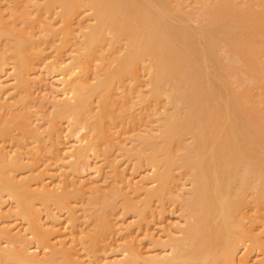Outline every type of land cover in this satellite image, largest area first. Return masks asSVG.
Wrapping results in <instances>:
<instances>
[{"label": "bare ground", "instance_id": "1", "mask_svg": "<svg viewBox=\"0 0 264 264\" xmlns=\"http://www.w3.org/2000/svg\"><path fill=\"white\" fill-rule=\"evenodd\" d=\"M1 2L3 1L0 0V39L5 38L6 40H4L8 45L6 44L7 46H5V42L0 40V43L5 46L3 47L0 44L2 48V51H0V67L10 65L9 61H12L15 72L11 78L15 80L16 84L11 86V90L15 89V91L21 87H23V90H27L26 87H31L30 84L34 80L31 73L34 72L36 67L38 68L36 65L39 64L40 66L42 61L44 62L42 64L44 65L43 70L51 74L56 73L58 84L56 86L53 85L57 87L54 89L56 95L53 100L54 102L57 101L53 106L54 109L51 115L48 114L50 117L47 118V120L49 119V130L46 128L48 130L47 135L56 130L57 123L59 124L60 120L69 121L71 126L68 125V129L70 127L71 129L68 135L71 136L70 139L74 138L75 143L78 145H75L76 148L73 150L75 143L73 142V147L71 145L72 142H68L70 143L68 145L73 147V151L67 146L61 148V151L65 150V157L67 159L72 158L70 159L71 162L74 161L76 163V165L75 163L73 165L70 163V167L68 166L69 170L74 165H78L77 168H80L78 170L71 169V176L66 173L64 179H60L62 181L58 179V176L53 175L54 181H52L53 186H51L52 182L44 183L46 168L50 170L51 166L49 167L47 164L48 166L45 167L44 173L33 172V168H31L33 173H29L31 178L26 179V175H22L24 179H22L23 177L20 179L17 171H23L21 169L27 168V165L31 163H28V159L26 160L27 163H25L23 159L26 158L22 157V155L20 156L16 153L15 156H13V153L11 155L10 152L12 151L9 152L8 149L10 147L8 145V149L2 148L3 150H0V203L3 202L2 199L5 196L4 200L7 199V196L8 200L12 198L17 203V205L15 203V206L20 209V218L25 217L26 221L27 218L29 220L30 230L32 231L28 230L33 234L32 238L36 239L35 242L38 241L39 243L37 244V249L41 247L42 249L50 250L44 255L41 254V258L39 253V255L36 254V251L30 252L31 249L28 244L31 240L29 239L28 247L25 245L26 241H24V244L20 243L21 246H24L23 248L19 246L20 248L13 247L16 248L13 249L8 244L9 250L4 249L1 246L3 243L1 244L0 241V264L12 261L17 262V264H68L71 261L69 264H80L81 258L80 262L78 257L75 259V248L68 247L67 244L63 245L64 248H59L58 243L56 245L53 244L54 238L52 239V236L64 234L62 233V228L56 225L45 228L43 226L44 223L41 225L39 223L41 220L38 221L37 212L40 209H36L38 205L35 203L40 199L43 202L46 201L48 204H45L49 205L51 201V203L58 204V206H67L66 209L69 210L68 198L71 196L74 198L78 197L79 195L74 196V194H79V192L84 194L85 191L80 189V191L77 189V192L76 189L68 191L72 187V184L69 183L71 182L69 177L72 178L74 176L73 173H77L76 171L80 170L79 172H81L82 164H80V160L84 159V163L86 160L89 163L88 159L91 158L92 154L96 158H105V160L109 158L110 154L108 156L107 154L111 151L110 144L114 143L115 140H120L117 138L119 137L117 135L118 132L116 134L113 131L110 132L112 130L110 128L111 124L116 121H112L114 120V115L119 117L118 115L121 114L123 119L128 117L129 114L131 117V113L128 115L126 113L132 107L137 108V110L133 108L134 110H131L132 113L134 111L139 113V110L144 111L146 118H148L147 115L150 113L152 115L157 114V118L151 114L149 115L152 118L154 117L153 120L156 118L157 129L154 131L146 126L145 132L142 133L143 135L136 139L137 144L135 143V145L123 150L126 151V155L131 159L141 160L139 161L140 163L137 162L138 164L142 166L146 164L153 169H150L153 173H149V176L146 175V178L139 185H129V187H132L131 190L130 188L128 189L129 191H134L138 195L139 193L145 195H139L140 197H145L143 199L144 202L142 201L141 205H132L133 202L129 201L130 203H127V205H130L125 208L135 211L137 217L139 216L141 219L144 217L148 219L149 216L147 217V214H151L154 211L152 205H155L153 204L155 198L157 199L155 202L161 203L157 202L159 207H161L162 203H165L166 199H170L173 203H180L183 213L181 217L183 216L182 218L185 219V222H183L185 225H181L178 230L175 229L177 234L181 233L182 235L177 236L176 232L174 236L167 235L170 236L168 238L169 241H160L163 237L159 240L154 239L157 236L153 238L151 233L147 234L150 231L146 229V237L148 236L152 241L151 245H149L150 248L152 243H154L162 251L155 252L156 248H153L154 252L146 253L145 258L142 257L144 255L138 252L140 254H138L139 257L142 255L140 258H143L141 262H139L140 260H135L132 256L129 257V259H132H130L131 262L126 263L129 259L123 255L124 259L125 257L127 259H123L125 263L238 264V259H240L238 255L241 254L240 250L244 246V248L248 247L246 255H248L249 249H261V254L264 257V0L261 2L259 9H254V5V8L250 6L246 8L244 5L247 1L243 5L245 8H242L243 6L234 0H37L35 3H32L33 1L31 3L28 2L29 4L27 5H25L27 3L25 2V6L21 8L18 15L13 17L14 20L9 18L10 22H8V19L4 20L7 16L3 15L6 14L5 12L10 6L8 4H11L10 0L9 2L7 1V6L4 5L6 0L2 3L5 9L8 7L6 10L1 5ZM11 2L13 3V1ZM194 3L197 4L196 7H194ZM12 8L14 10L13 6ZM3 9L5 12H3ZM14 13L16 14V12ZM14 13H11L12 16ZM8 16L10 17V14ZM52 19H55L57 24H59L54 25L51 22ZM33 20L38 25L30 22ZM11 21L13 22L12 24H15L6 25V22L11 23ZM18 21L20 23L24 22L22 24L24 27L26 26L25 30L27 32L19 30L21 27L19 25L21 24L18 25ZM29 24L32 30H27ZM39 24L46 28L44 30L42 26V29L37 30L39 33L37 37L35 35L37 32L35 33L34 30L37 28L35 26H39ZM41 25L39 26L40 28ZM14 26L18 30L12 29ZM59 26H61L60 29H58ZM24 27L21 28L24 29ZM40 30L42 33L47 31V34L45 33L48 35L45 37L47 42L43 38L45 36L44 33L41 35ZM29 31L34 32L33 36L37 37H34L35 39L32 42L33 36L30 35L31 32ZM28 32L30 33L28 35L32 38L25 34ZM26 36L29 38L27 39ZM39 36L41 39L43 38L42 43L49 45L50 42L49 46L52 49V52H49L50 54L48 53L47 55V51L44 52V48L37 45L40 43L38 40ZM50 38H52L51 41L49 40ZM53 38H57L58 43ZM53 42H56V44L53 45ZM53 46L54 48H52ZM28 51L32 53H28ZM43 52L46 53V57L42 55ZM65 54L68 55H66L67 58ZM42 56H44L43 59L41 58ZM40 60L41 62L39 63ZM1 70L3 71V69ZM35 72L38 73L37 71ZM51 76L49 75V78ZM3 85L0 88V103L4 109L6 107L10 111V107H7L10 103L7 105L9 98L7 99L6 94L11 90ZM122 88L124 97H121V90H119L121 94L119 91L117 92V89ZM17 92L16 94H19V90ZM135 92L136 94H134ZM118 93L120 96H118ZM114 96L121 97V99L113 101ZM30 98H32V95ZM22 100L24 99L21 98L19 101ZM3 101L5 102L3 103ZM119 101L131 102V104L126 102L128 108H120L122 110L128 109L124 116H122L124 111L119 113L120 111H117L119 108L116 110L120 103ZM8 102L10 101L8 100ZM27 102L23 101L20 103L24 105ZM114 102H119L116 104L117 107L113 105ZM122 104L123 106L125 105L123 102ZM128 104L131 106H128ZM25 108H28V106ZM25 108L23 109L24 113L23 110H18V113L15 112L16 115H8L9 117H6L8 118L7 120L2 115L4 122L0 120V123L2 122V126L0 124V139L5 142L7 139L9 142L10 140L14 142V140H18L21 137L24 138V136L28 140L34 137L38 141L35 142L34 140L38 144L36 146L42 150L46 144L45 136L42 137L44 133L42 134L39 127L38 129L34 128L35 125L31 121V118H33L31 117V109L29 110L28 108L27 110ZM14 109H16V106L10 112L13 111L14 113ZM146 109L148 111L150 109V111L148 112ZM5 111L0 113L5 114ZM116 111L117 114H115ZM111 113H113V117H111ZM135 114L137 115V113ZM134 115L132 117H137ZM121 117L119 118L121 119ZM110 122L112 123L110 124ZM107 125H110V127H107ZM57 128L59 129L58 126ZM68 129L66 132L69 131ZM38 130L40 131L39 133ZM40 133L44 142L39 135ZM113 133L115 135H112ZM61 134L63 133L61 132ZM65 136L67 138L66 134L63 137L61 136V138H65ZM53 137L55 136L52 135ZM23 138L19 139L22 145L21 141ZM23 142L25 141L23 140ZM0 143L3 144L4 142L0 141ZM48 143L50 144L51 142ZM53 143L55 144V141ZM101 143L107 145H105L106 148L102 146L104 150L101 149L102 147L100 148ZM2 144L1 146L3 147L5 143ZM125 144L120 142V146H127V143ZM24 145L27 146L26 144ZM6 149L7 151H5ZM17 149L24 151L25 147L21 149L20 146ZM35 149L38 148L35 147ZM35 149L33 148V151ZM46 150H49L47 145ZM33 151L30 150V152ZM37 153L40 154L39 151ZM34 158L32 159L34 160ZM37 158L39 159L40 157ZM66 158L64 159L66 160ZM70 160H66V162H70ZM48 161L50 160L48 159ZM87 163L83 166V170ZM114 165L116 164L114 163ZM117 165L119 164L117 163ZM35 166L38 165H34V168ZM101 167L102 165L100 166L99 164V170L97 168L96 171L99 172ZM29 172L31 171L29 170ZM50 172L51 178L53 173L51 174ZM150 174L152 175L150 176ZM175 174L178 178H176ZM180 177L187 179L188 185H184L182 180L180 182ZM95 180H97V177L89 180L90 183L89 181L87 183L82 181L83 183L82 185L80 184V187L86 185L85 189L88 190L90 185V190L92 191ZM59 181L62 184L64 183L66 187L71 184L70 188L68 189L67 187L68 190L64 191L59 190L61 189ZM77 182L78 180L74 181V184ZM79 183L81 182L79 181ZM78 184L75 185L79 186ZM117 184L119 185V183ZM100 188L99 190H101ZM105 188L107 189L108 187ZM119 191L121 192V190ZM101 196L93 197L96 201L101 202L102 208L115 206V200H112L109 205L104 202L106 200ZM133 200L135 201V199ZM90 204L92 205V203ZM163 206L165 205L163 204ZM71 207L72 205L70 210ZM1 208L3 207L0 204ZM158 208H156L155 213ZM181 208L179 209L180 211ZM61 210L63 211V208ZM70 210L69 212L72 213L70 215L73 219L76 218V210ZM2 211L4 210L2 209L0 213ZM14 212L16 211L14 210ZM53 212L55 213V211ZM102 215L103 213L99 215L100 221L98 222L103 221V224L100 223V228L97 227L100 235L103 230H115L117 228L115 226L116 222L114 223L112 219L110 222L107 218H105L107 219L105 221L104 218L102 219ZM0 216H3V214ZM150 217L152 216L150 215ZM53 219L54 221H52L55 222L56 219ZM75 223L77 222H74V225ZM1 225L0 236L4 234L8 239L14 237L11 236L12 232L8 225L6 226L7 228L3 229H1ZM123 230H126L125 232L129 234L131 228L124 227ZM74 231L76 232V230ZM81 232L83 233V231ZM81 232H79L80 235H82ZM115 232L114 234H116ZM131 232L129 235L133 239ZM106 233H108V230ZM16 235L18 234L16 233ZM129 235L127 236L128 238ZM23 236L26 237L27 235L23 234ZM92 236L91 238H93ZM94 238L96 239L97 236ZM8 239L7 242L10 243ZM129 243L132 246L133 242L129 241ZM124 245L126 244L124 243ZM127 245L126 247L129 246ZM90 247H93V244ZM10 248L13 250H10ZM125 248H122V251L125 252L124 254L127 253L128 256V253L132 250L127 252L126 250L124 251ZM124 261L121 262L124 263ZM262 264L264 263L262 262Z\"/></svg>", "mask_w": 264, "mask_h": 264}, {"label": "rangeland", "instance_id": "2", "mask_svg": "<svg viewBox=\"0 0 264 264\" xmlns=\"http://www.w3.org/2000/svg\"><path fill=\"white\" fill-rule=\"evenodd\" d=\"M3 2H1V5H3L2 3H4V0H2ZM7 1L9 2V0H6V2H5V6H7ZM11 1H13V3L11 2ZM17 1V2H16ZM24 1V3H22ZM33 1V2H32ZM32 1H30V0H21V1H18V0H10V3L11 4H8V6L10 5L11 6V8H12V6L14 7V10H12L11 8H10V6H9V8H8V10H7V12H5V10L7 9H5V6H4V9H3V12H5L6 14L8 13V14H10V17L8 16V14L6 15V14H3V15H5V16H7L6 18H4V20H7L8 19V22H10V19H12V20H14L13 19V17H15L16 15H18V12L21 10V8L22 7H24L25 5H27V4H29V3H35V1H37V0H32ZM187 1H189V0H187ZM236 3H239L241 6H243L244 4H245V2L247 1V3L244 5L246 8L247 7H253V5H254V9H259V7H261V2H263V0H234ZM260 1V2H259ZM14 2H15V5H14ZM18 2H20V3H18ZM25 2H27L26 4H25ZM29 2V3H28ZM259 2V3H258ZM7 3V4H6ZM185 3V2H184ZM188 3V2H187ZM13 4V5H12ZM25 4V5H24ZM195 4V3H194ZM17 5H19V6H17ZM20 5H21V7H20ZM185 5V4H184ZM196 5L197 4H195V6L194 7H196ZM260 5V6H259ZM2 6V7H3ZM185 6H187V5H185ZM242 7V8H245V7ZM16 7V8H15ZM188 7V6H187ZM190 7V6H189ZM19 9V10H18ZM196 9V8H195ZM198 10V9H197ZM9 11V12H8ZM11 11V12H10ZM195 11V10H194ZM14 13V12H16V14L14 13V15L12 16V14L11 13ZM32 16H34V15H32ZM10 18V19H9ZM33 18H35V16L33 17ZM32 18V19H33ZM43 18H45L44 16H43ZM8 22H6V25H9V24H12L13 22L11 21V23H8ZM19 23H18V25L19 24H21V25H19V26H21L22 28L24 27L23 26V24L22 23H24V22H22V23H20V21H18ZM32 24H34L35 22H36V19H35V22H34V20L33 21H30ZM51 22H53L54 23V25L56 24V25H58L57 24V21L55 20V19H52V21ZM56 22V23H55ZM29 23V22H28ZM38 23V22H37ZM40 23V22H39ZM42 23V22H41ZM15 24V23H14ZM14 24H12V25H14ZM17 24V23H16ZM36 24V23H35ZM43 24V23H42ZM11 25V27H13ZM18 25H16V26H18ZM27 25V24H26ZM36 25H38V24H36ZM41 24H39V26H40ZM193 25H196V24H193ZM10 26V25H9ZM16 26H14V28H12V29H16V30H18L17 29V27ZM29 27H28V29L27 30H30L31 28H30V24L28 25ZM39 26H35V27H37V28H35V33L37 32V30H39V29H42L43 27H44V30H45V26H43V25H41V28L39 27ZM43 26V27H42ZM16 27V28H15ZM20 27V28H21ZM26 27V26H25ZM24 27V29H20L19 28V30H25L26 28ZM32 27V26H31ZM56 27V26H55ZM60 27L61 26H59L58 27V29H60ZM33 28V27H32ZM57 28V27H56ZM11 29V28H10ZM11 29V30H12ZM34 29V28H33ZM32 30V29H31ZM26 31V30H25ZM27 32V31H26ZM29 32H31V31H29ZM25 33V34H30V33ZM34 32H31V36H33V34H35ZM40 33H41V35L44 33V40H45V37L46 36H48V35H46L47 34V31L45 32H43L42 33V31L40 30ZM46 33V34H45ZM35 35H37V37H38V35H39V33L37 32ZM35 35L33 36V38L32 37H30L29 35V37L30 38H32L31 39V42H32V40L33 39H35V38H37V37H35ZM40 35V36H41ZM28 36H26V38L28 39L29 37ZM39 36V38H38V40H39V42L40 43H38L37 45H40V47H43L44 48V52L45 51H47L46 53H47V55H48V53L49 52H52V49H51V46H49L50 45V42H49V45L47 44H44V43H42V39H41V37ZM35 37V38H34ZM5 39V38H4ZM4 39H0L1 40V42L3 41V42H5V46H7L8 44L6 43V39L4 40ZM40 39H41V41H40ZM47 39V38H46ZM53 39H55V38H53ZM57 39V38H56ZM55 39V40H56ZM50 41L52 40V38H50L49 39ZM48 40V41H49ZM37 41V40H36ZM57 41V43H58V40H56ZM45 42H47L46 40H45ZM54 44L53 45H55L56 44V42H53ZM1 44V46H3L2 45V43H0ZM7 44V45H6ZM43 45V46H42ZM51 45H52V43H51ZM1 46H0V51H2V48H1ZM5 46H3V47H5ZM39 47V48H40ZM47 49H46V48ZM50 48V49H49ZM52 48H54V46L52 47ZM49 49V50H48ZM43 52V54L42 55H45L46 53H44ZM28 53H32V52H29L28 51ZM66 53V52H65ZM50 54V53H49ZM29 55H31V54H29ZM67 54H65V57L67 58V56H66ZM43 57L44 56H42L41 58L43 59ZM45 57H46V55H45ZM41 59V60H42ZM41 60L39 61V63L41 62ZM10 63V65H5L4 67H0V81H1V83H3V84H5V85H3V84H1L0 83V88H2V86L1 85H3V86H7V87H9L10 89L9 90H11L12 89V87L11 86H13L14 84H16L14 81L15 80H13V78H11V77H13L12 76V74H14V67H13V64H12V61H9ZM44 62L42 61L41 63H40V66H39V64L38 65H36V66H38V68L36 67V69L34 70V72H32L31 74H33V75H35V76H37L36 78H35V76L33 77V75H32V78H34V80H33V83L32 84H30V86L31 87H26V89L27 90H29L28 92H27V90H23V87H21L20 89H22V90H20V89H18L19 90V94H16V93H18L17 91L18 90H16L15 91V89L14 90H11V91H8L7 92V94H6V97H7V99L10 101V102H8V100H7V107L9 108L10 107V111L12 110V108L14 107L15 108V106H16V109H14V113H13V111L12 112H10V111H8L7 110V108L5 107V109H6V111H5V109H4V107H3V105L1 104L0 105V112H4L5 111V114L3 113V114H1L0 113V120H3L4 118H5V120H7L8 118H6L8 115H16V113L15 112H17L18 113V110H23L26 106H28V108H29V110L31 109V117H33V118H31L32 120V122L34 123V128L35 129H38V127H39V130L42 132V134L44 133V135L42 136V137H44V140H45V150L44 149H42L43 151H44V153H43V151L42 150H40L41 148H39L38 146H36V144L37 143H35V142H38V141H36V139L34 138V137H32L33 139H31V138H29V140L27 139V138H25V136H24V138L23 137H21V138H23L22 139V143H23V145L19 142V139H21V138H17L18 140H14V142L13 141H11L10 140V142L9 141H7L6 140V142L5 141H3L2 139H0V141L1 142H4L5 143V145H6V147H5V145H3L2 143H0V150H3L4 148H13V147H15V148H11V150H10V148L8 149L9 150V152L10 151H12V152H10L11 153V155H12V153L14 154L13 156H15L16 154L17 155H22V157H24V158H26V159H23L24 160V162L25 163H27V159H28V163H31V164H26L28 167H29V169H28V167L27 168H24V169H21V170H23V171H17L16 173H17V175H19V177H20V179H21V177H23L22 179H24V176L26 175V179H28V178H31V174H33L32 173V170H31V168H33V172H43V171H45V167L46 166H48L49 165V167L51 166V168H52V170H51V168H50V170L48 169V168H46V171H47V173H46V171H45V174L46 175H44L45 177H44V183L46 184V183H50V182H52V181H54L53 180V177L54 176H58V179L60 180V179H64V176L66 175V173H69V176H71L70 175V173L72 172L71 171V169L72 170H74V169H79V168H77L78 167V165L77 166H75L76 165V163L74 162V161H72L71 162V160L70 159H72V158H69V159H67L65 156H66V154L64 153V152H66L65 150L62 152L61 151V148H64V146H67V148H70V150H72V148L75 146V145H78L77 143H75V139L74 138H72V139H70L71 138V136H69L68 135V133L70 132V129H71V127H70V129H68L69 128V126L68 125H70V122L68 123L66 120H60L59 122V124L57 123V126L59 127V129L57 128V126H56V130L54 131V132H52L51 134H48L47 135V131L49 130V123H48V121H49V119L47 120V118H49L50 116L48 115V114H50L51 115V113H52V111H53V109H54V104H55V102L57 101H55L54 102V100L53 99H55V95H56V92H54V89L55 88H57V87H54V86H56L58 83H57V75H56V73H48L46 70H43L44 69V65H42ZM1 69H3V71L1 70ZM35 71H37L38 73H36ZM40 72V73H39ZM49 74V75H52V76H54V77H50L49 78V75L47 74V73ZM35 73V74H34ZM54 74V75H53ZM44 76V77H43ZM45 76H47L46 78H45ZM59 77V76H58ZM44 78V79H43ZM54 78V79H53ZM57 78V79H56ZM42 79H43V81H42ZM48 79V80H47ZM49 79H50V81H49ZM9 80H10V82H9ZM13 80V81H12ZM45 80H46V82H45ZM53 80H55V81H53ZM9 83H8V82ZM42 81V82H41ZM5 82H7V83H5ZM14 82V83H13ZM41 82V83H40ZM53 82V83H52ZM52 83V84H51ZM38 84V85H37ZM10 85V86H9ZM54 85V86H53ZM130 85V84H129ZM39 87V88H38ZM29 88H31V89H29ZM53 88V89H52ZM58 88H59V86H58ZM25 89V88H24ZM38 89V90H37ZM48 90V91H47ZM119 90H121L122 91V96L121 97H124V91H123V88L122 89H117V92L119 91ZM13 91V92H12ZM117 92H115L116 94H117ZM9 93V94H8ZM11 93H12V95H11ZM39 93V94H38ZM114 93V94H115ZM119 93L121 94V92L119 91ZM119 93H118V96H120L119 95ZM134 94H136V92L134 93ZM17 95H19V96H17ZM28 95V96H27ZM32 95V98H30V96ZM40 95V96H39ZM13 96V97H12ZM53 96V97H52ZM118 96L117 97H115L114 96V100L113 101H115V100H117V99H121V97H119L118 98ZM25 97V98H24ZM34 97V98H33ZM51 97V98H50ZM24 99V100H22V101H19L20 99ZM27 98V99H26ZM113 98V97H112ZM116 98V99H115ZM19 99V100H18ZM60 99V98H59ZM119 99V100H120ZM124 98H122V100H123ZM14 100V101H13ZM19 102H18V101ZM36 100V101H35ZM17 101V102H16ZM27 102V101H29V102H27V103H29V104H27V103H25V104H27V105H22V103H20V102ZM51 101H53V102H51ZM113 101H112V103H113ZM124 101H125V99H124ZM124 101H119L118 103H116V102H114V104L113 105H116V104H118V107H117V105L115 106V107H117L116 108V110L119 108H126L127 107V103H129V104H131V102H124ZM5 101H3V103H4ZM49 102H50V104H49ZM122 102L123 103H125V107L123 106V104H122ZM13 103V104H12ZM15 103H17V104H15ZM53 103V104H52ZM20 104V105H19ZM128 104V106H131V105H129ZM259 104V103H258ZM11 105L13 106L12 108H11ZM260 106H261V104H260ZM3 107V108H2ZM115 107H113V108H115ZM19 108V109H18ZM28 108H25V109H27L28 110ZM122 108V109H123ZM128 108V107H127ZM134 107H132L131 108V110L133 109ZM136 108V107H135ZM134 108V109H135ZM117 110V111H120L119 113H121V111L123 112L122 114V116H124V113H126V110H128V109H126V110H122V109H120V110ZM129 109H130V107H129ZM133 109V110H134ZM115 110V109H114ZM130 110V111H131ZM132 110V111H133ZM136 110H137V108H136ZM147 111H148V109H146ZM151 110H153V109H151ZM20 111V112H21ZM33 111V112H32ZM117 111L115 112V114H117ZM129 110L127 111V115L129 114V113H131V115L133 116L135 113H137V117H130L129 115H128V117H124V119H123V117H121V114H119L118 116L119 117H121V119L119 118V117H116L117 115H114V120H112V121H115L116 122V124H114L115 122H113V124H111L112 122H110V124H111V127H110V125H107V127H110L112 130H110V132H115V134L117 133V135L120 137H117L118 139H120L119 141H117V140H115V142H116V144H114V143H112V144H110V150L112 151H109L108 152V154H107V156L109 155V158L108 159H106L105 160V158H96L93 154L91 155V158L90 159H88L89 161V163H87V160L85 161V163H87V164H89L88 166H90V160H91V168L90 167H88L87 166V164H86V166L84 167L85 169L83 170V166L85 165V163H84V159H82V160H80L81 161V163L80 164H82V166L79 164V166H81V168H82V170H81V172H79V171H76L77 173H73L74 174V176H73V174H72V178L71 177H69L70 178V181L71 182H69V183H71L72 184V187H71V189L70 190H68L69 188H70V186H71V184H68L69 185V187H68V189H67V187L64 185V183L62 184V182H60V181H62V180H60L58 183L60 184V186H61V189H59V190H61V191H64V190H68V191H74L75 189H76V192L80 189L81 191H84V194H82L81 192H79V194H74V196L75 195H79L78 197H73V196H71V197H69L68 198V200H69V205L71 206L72 205V207H71V210H70V206H69V210L70 211H74V209L76 210V212L77 211H79V212H75V214H77L76 216V218H74L73 219V217L70 215V214H72L71 212H69V210H67L66 209V207L67 206H58V204H55V203H51V201L49 202V205H46V204H48V203H46V201L45 202H43V200H40L39 199V201L38 202H36L35 204L36 205H38V207H36V209L38 210V209H40V210H38L37 212H38V216H39V220L38 221H40L41 220V222H39L41 225L43 224V226L45 227V228H48V227H52V226H54V225H56L57 227H60V228H62V233H64V234H62V235H58V236H56V235H54V236H52V239H53V244L54 245H56V243H58V245H59V248L60 247H62V248H64L63 247V245H66L67 244V246L68 247H73V248H75V254H76V256H75V259H77V257H78V260H79V262H80V258H81V262H80V264H126V263H129V262H131V260L129 259V257H132L133 256V258L136 260H140L139 262H141V260L143 259V258H145V255H146V253H149V252H151L152 253V251L156 248V250H154L155 252H160V251H162V249L161 248H159V246H156L154 243H152V247L150 248V246L149 245H151V239H149L148 238V236L146 237V235L147 234H149V233H151V235L153 236V238L155 237V236H157V237H155L154 239H156V240H159L161 237H163V238H161L162 240H160V241H169V237L170 236H174V233L176 232V234H177V231L175 230V229H179V228H181V225L182 226H184L185 224H183V222H185L184 220L185 219H183L182 217H181V214H183L182 213V208L180 207V203H173V201H171L170 199V201L169 200H165L164 202L165 203H162V205L164 204L165 206H163L162 207V205H160L161 207H159V205L157 204V202H155L157 199L155 198V200H153L154 202H153V204H155V205H152L153 206V208H154V211H150L151 212V214L149 213V214H147V217L149 216V218L147 219L146 217H144L143 219H141L139 216L137 217V213L135 212V211H133V210H130V209H126L125 207H128L129 205H127V203H132V205H141V203H143L144 201H143V199H145V197H140L141 195L142 196H145L144 194H141V193H139V195H138V193H136V192H134V191H129L128 189L130 188V190L132 189V187H129V185L130 184H132V185H139L140 183H141V181H143V179L144 178H146V175H148L149 173H153V169L152 168H150L149 167V165H144L143 163H141V164H143V166L142 165H140V164H138V163H140L139 161H141V160H139V161H137L138 159H131L130 157H128L127 155H126V151H123V150H125L126 148H129V147H131V146H133V145H135V143L137 144V138H139V137H141V135H143L142 133L143 132H145V127L147 126V127H149V128H151V129H153L154 131L157 129V123H156V121H155V119L157 118V114H154V115H152L151 113V115L152 116H154V117H156L154 120H153V118L152 117H150L149 115H147V117L148 118H146V115L141 111V110H139V113H138V111L137 112H133L132 113V111L130 112ZM142 113H141V112ZM146 111V112H147ZM149 111H150V109H149ZM148 111V112H149ZM8 112V113H7ZM10 112V113H9ZM25 111L23 110V113H24ZM145 112V113H146ZM152 112V111H151ZM114 113V112H113ZM113 113H111V117H113L112 116V114ZM143 114V116H141V114ZM154 113V112H153ZM20 114V113H19ZM21 114H22V112H21ZM125 114V115H126ZM140 114V115H139ZM147 114V113H146ZM4 116V118H3V116ZM126 115V116H127ZM134 115V116H135ZM9 117V116H8ZM12 117V116H11ZM107 117H108V115H107ZM116 117V118H115ZM2 118V119H1ZM132 118H134V119H132ZM110 119V118H109ZM108 119V120H109ZM150 120V121H149ZM147 121V122H146ZM149 121V122H148ZM2 122H4V120L2 121ZM1 122V123H2ZM63 122V123H62ZM67 122V123H66ZM154 123V124H152V123ZM0 123V124H1ZM61 123H62V125H61ZM152 125H151V124ZM38 124V125H37ZM109 124V123H108ZM156 124V125H155ZM1 126H2V124H1ZM40 126H41V128H40ZM71 126V125H70ZM154 126H155V128H154ZM45 128V129H44ZM48 130H47V129ZM60 128H61V130H60ZM67 129L69 130L68 132H66L67 131ZM38 130V133L40 132ZM58 131H61L63 134H61V132H58ZM55 132H57V133H55ZM16 133V132H15ZM18 133V132H17ZM56 135H55V134ZM61 135H60V134ZM121 134V136H120V134ZM41 133L39 134L40 135V137H41V135H42ZM67 135V138H66V136H65V138H61V136L63 137L64 135ZM114 133L112 134V135H115ZM140 134V135H139ZM52 135H54L55 137H53L52 138ZM116 135V136H117ZM22 136V135H21ZM115 136V137H116ZM134 136H136V137H134ZM138 136V137H137ZM41 137V138H42ZM57 137V138H56ZM60 137V138H59ZM46 138V139H45ZM55 138V139H54ZM69 138V139H68ZM56 139H57V142H56ZM23 140L25 141V142H23ZM34 140H35V142H34ZM42 140H43V138H42ZM44 140H43V142H44ZM52 140V141H51ZM74 140V141H73ZM124 142H123V141ZM16 141V142H15ZM17 141H18V143H17ZM55 141V144L53 143ZM58 141H59V143H58ZM63 141V142H62ZM113 141H114V139H113ZM13 142V143H12ZM42 142V143H43ZM48 142H51L50 144L48 143ZM62 142V143H61ZM68 142H72L71 143V145L73 146V142L75 143L74 144V146L73 147H70L71 145H68V144H70V143H68ZM120 142H121V144H125V143H127V146H125V145H121L120 146ZM133 142V143H132ZM65 143H67V144H65ZM1 144L3 145V147L1 146ZM24 144H26L27 146H25ZM60 144V145H59ZM62 144V145H61ZM102 144V143H101ZM104 144V143H103ZM101 145L100 146V148L102 147V146H104L105 147V145ZM9 147H8V146ZM13 145H18V147H16V146H13ZM38 145V144H37ZM43 145V144H42ZM46 145L48 146V149L49 150H46ZM56 145V146H55ZM117 145H119V146H117ZM20 146H21V149H23L24 147H25V149H24V151H19V149H17V148H20ZM107 146V145H106ZM28 147V148H27ZM35 147L36 148H38V149H35ZM56 147H58V148H56ZM124 147V148H123ZM3 148V149H2ZM26 148H27V150H26ZM31 148V149H30ZM33 148L35 149L34 151H33ZM56 148V149H55ZM76 148V146L73 148V150ZM106 148V147H105ZM113 148V149H112ZM7 149L5 150V151H7ZM17 149V150H16ZM29 149V150H28ZM56 151H55V150ZM59 149V150H58ZM101 149H103L104 150V148L102 147ZM30 150L31 151H33V152H30ZM37 150V151H36ZM53 150H54V152H53ZM69 150V149H68ZM72 150V151H73ZM120 150V151H119ZM13 151H15V152H13ZM39 151V153L40 154H38L37 152ZM42 151V152H41ZM122 151V152H121ZM23 152V153H22ZM57 152V153H56ZM68 152H71V151H68ZM16 153V154H15ZM22 153V154H21ZM24 153H25V155H24ZM27 153V154H26ZM28 153H29V155H28ZM36 153V154H35ZM33 154H34V156H33ZM42 154H44V155H42ZM52 154V155H51ZM57 154V155H56ZM125 156H124V155ZM10 155V154H9ZM27 155V156H26ZM38 155V156H37ZM39 155H41V156H39ZM59 155H61L60 157H59ZM40 157L39 159L37 158V157ZM94 156V157H93ZM107 156H105V157H107ZM114 156V157H113ZM35 157V158H34ZM57 157V158H56ZM101 157H103V155H101ZM121 157V158H120ZM32 158H34V160L32 159ZM37 158V159H36ZM50 160V161H48L47 162V160L48 159ZM61 158H63V159H61ZM64 158H66V160H70V162H66V160L64 159ZM47 159V160H46ZM112 159V160H111ZM128 159V160H127ZM30 160V161H29ZM33 160V161H32ZM40 160V161H39ZM55 160H57L56 162H55ZM62 160V161H61ZM63 160H65V161H63ZM75 160H77V159H75ZM117 162H116V161ZM135 160V161H134ZM42 161V162H41ZM54 161V162H53ZM78 161V160H77ZM76 161V162H77ZM79 161V162H80ZM102 161H104L103 163H102ZM106 161V162H105ZM115 161V162H114ZM133 161V162H132ZM32 162H35V163H32ZM38 162H40L39 164H38ZM53 163L52 165H51V163ZM138 162V163H137ZM67 165H66V164ZM70 163H71V165H73V163H75V165L74 166H71V168H70V170L68 169L70 166ZM97 163V164H96ZM114 163L116 164V165H114ZM117 163L119 164V165H117ZM144 163H146V162H144ZM38 165V166H35V168H34V165ZM48 164V165H47ZM99 164H100V166L102 165V167L100 168L101 170L98 172V171H96L97 170V168H98V170H99ZM138 164V165H137ZM32 165V167H30ZM95 165H97L95 168H94V166ZM112 165V166H111ZM54 166H56V167H54ZM69 166V167H68ZM116 166H118L117 168H116ZM137 166V167H136ZM148 166V167H147ZM39 168V170H38V168ZM60 167H61V169H60ZM88 167V168H87ZM56 168V169H55ZM63 168V169H62ZM114 168V169H113ZM27 169V170H26ZM41 169V170H40ZM49 170V172L52 174V177L50 178V174H49V172H48V170ZM65 169V170H64ZM68 169V170H67ZM87 169V170H86ZM116 169V170H115ZM139 169V170H138ZM150 169H152V170H150ZM26 170V171H25ZM29 170L31 171V172H29ZM53 170H56V171H53ZM114 170V171H113ZM120 170V171H119ZM70 171V172H69ZM85 171V172H84ZM150 171H152V172H150ZM55 172H56V174H55ZM74 172V171H73ZM108 172V173H107ZM29 173H31L30 175H29ZM44 173V172H43ZM84 175H83V174ZM94 173H95V175H94ZM21 174V175H20ZM179 174V173H178ZM22 175H24V176H22ZM54 175V176H53ZM78 175V176H77ZM101 175V176H100ZM118 175V176H117ZM152 174H150V176H151ZM176 175V174H175ZM34 176H37V175H34ZM34 176H32V177H34ZM49 176V177H48ZM62 176V177H61ZM81 176V177H80ZM94 176V177H93ZM145 176V177H144ZM149 176V175H148ZM18 177V178H19ZM96 177H97V180H95L96 182L93 184L94 185V187H92L93 189H92V191L90 190L91 189V186L89 185L88 186V190L87 189H85V186L86 185H84V186H82V187H80L81 185H82V183L83 182H85V183H87L89 180H93L94 178L96 179ZM76 178V180H74ZM106 178V179H105ZM126 178V179H125ZM176 178H178L177 177V175H176ZM46 179V180H45ZM73 181H72V180ZM87 179V180H86ZM184 178H182V177H180L179 178V180H180V182H181V180L183 181V184L184 185H188V181H187V179H184ZM49 180V181H48ZM78 180V182L77 183H75V184H78L79 183V181L81 182V183H79L78 185L79 186H76L75 184H74V181H77ZM126 180V181H125ZM47 181V182H46ZM83 181V182H82ZM132 183H131V182ZM114 182V183H113ZM134 182V183H133ZM138 182V183H137ZM187 182V183H186ZM57 182H56V184L59 186V184H58ZM89 183H90V181H89ZM109 183V184H108ZM117 183H119V185L117 184ZM127 183H128V185H127ZM137 183V184H136ZM81 184V185H80ZM97 184V185H96ZM113 184H115V185H113ZM124 184H126V185H124ZM51 186H53V182L50 184ZM92 185V184H91ZM92 185V186H93ZM111 185H113V186H111ZM36 186V185H35ZM34 186V187H35ZM103 186V187H102ZM111 186V187H110ZM120 186V187H119ZM126 186V187H125ZM101 187V188H100ZM105 187H108L107 189L105 188ZM74 188V189H73ZM87 188V187H86ZM99 188L101 189V190H99ZM78 189V190H77ZM95 189V190H94ZM104 189V190H103ZM117 189H119V190H121V192H122V194H120L121 192L119 191V190H117ZM79 190V191H80ZM87 190V191H86ZM97 191V193H95ZM102 191V192H101ZM128 191V192H127ZM85 192H87V193H85ZM98 192H101V193H98ZM115 192H116V194H115ZM120 192V193H119ZM70 193H72V192H70ZM89 193H91V194H89ZM94 193H95V195H94ZM102 193H104V194H102ZM118 193H119V195H118ZM82 194V195H81ZM97 194V195H96ZM99 194V195H98ZM113 194V195H112ZM134 194H136V195H134ZM84 195V196H83ZM88 195V196H87ZM92 197H90V196ZM102 195V196H101ZM113 197H112V196ZM118 195V196H117ZM93 196H96V197H102L103 199H105L106 201H104V202H106V204H111V202H112V200H115L114 201V203H115V206L113 205V206H108V208H102V204H101V202H99V201H96L95 199H94V197ZM104 196V197H103ZM109 196H111V197H109ZM73 197V198H72ZM83 197V198H82ZM86 197V198H85ZM124 197V198H123ZM6 198V196L2 199L3 200V204L2 203H0L1 204V206L3 207V208H1L0 209V211L3 209L4 211H2V212H4V213H0V215H2L3 214V216H0V217H2V218H4V219H0V223L2 224H0L1 225V229H3V228H7L6 226L8 225V228L9 229H11V232L13 233H11V236H14V237H12V238H10V239H8V238H6V235H4V234H1V238H0V241H1V244L3 243V245H1L2 247H4V249H8L9 250V247H8V244H9V246L10 247H16V248H23L24 246L22 245L21 246V244H24L23 242L24 241H26L25 243V245L28 247V245L30 246V252H37L36 254H38L39 255V257H41L42 258V255H44V253H47V252H49L48 251V249H42L41 247L39 248L38 247V249H37V244H39L38 243V241H36L35 242V240L36 239H33L32 237H33V234H31V232L30 231H32V230H30V228H31V226H30V224H29V220H28V218H27V221H26V219H25V217H21L20 218V209L18 208V207H16L15 206V201H13V199L12 198H9V200H8V196H7V199L6 200H4ZM71 198V199H70ZM138 198V199H137ZM92 199V200H91ZM111 199V200H110ZM122 199V200H121ZM133 199H135V201L133 200ZM124 200H128V201H124ZM4 201H5V203H4ZM8 201V202H7ZM35 201V200H34ZM90 201V202H89ZM108 201V202H107ZM119 201V202H118ZM130 201V202H129ZM139 201V202H138ZM143 201V202H142ZM72 202V203H71ZM88 202V203H87ZM135 202H138V203H135ZM13 203V204H12ZM46 203V204H45ZM76 203H77V205H76ZM79 203V204H78ZM90 203H92V205L90 204ZM121 203H122V205H121ZM140 203V204H139ZM159 203V202H158ZM95 204V205H94ZM159 204H161V203H159ZM16 205H17V203H16ZM50 205H51V207H50ZM79 205H81V206H79ZM120 205V206H119ZM143 205V204H142ZM179 205V206H178ZM94 206H95V208H94ZM123 206V207H122ZM159 208H158V207ZM182 206V205H181ZM15 207V208H14ZM40 207V208H39ZM50 207V208H49ZM63 208V211L61 210L62 208ZM101 207V208H100ZM114 207V208H113ZM16 208H18L17 210H16ZM52 208V209H51ZM87 208H89V209H87ZM90 208H92V209H90ZM112 208V209H111ZM156 208H158L157 210L158 211H156V213H155V210H156ZM162 208H164V209H162ZM181 208V211L179 210ZM54 209V210H53ZM96 209V210H95ZM111 209V210H110ZM124 209V210H123ZM14 210L16 211V212H14ZM46 210V211H45ZM65 210V211H64ZM88 210V211H87ZM179 210V211H178ZM41 213H40V212ZM48 211V212H47ZM53 211H55V213L53 212ZM127 211V212H126ZM131 211V212H130ZM14 214H13V213ZM89 212V213H88ZM126 212V213H125ZM130 212V213H129ZM133 212V213H132ZM9 213V214H8ZM12 213V214H11ZM43 213V214H42ZM103 213V215H102V219L104 218H107L109 221L112 219L113 220V222L115 223V226L117 227L116 229H117V231H116V229L115 230H109V229H106V230H103V233H101V235H102V237H101V235H100V232L98 231V229H97V227H99L100 226V223H102L103 221H101V222H98V221H100L99 219V215L100 214H102ZM152 213H153V215H152ZM22 214V213H21ZM109 214V215H108ZM9 215V216H8ZM69 215V216H68ZM98 215V217H96ZM150 215L152 216V217H150ZM12 216V217H11ZM59 216V217H58ZM109 216V217H108ZM69 217V218H68ZM23 218V219H22ZM53 218H55L56 219V221L55 222H53L54 221V219ZM77 218H79V219H77ZM140 218V220L138 221V219ZM37 219H38V217H37ZM73 219V220H72ZM107 219H105V221L107 220ZM53 220V221H52ZM70 220V221H69ZM59 221V222H58ZM69 221V223H67ZM72 221H73V223H72ZM98 222V226H97V222ZM137 221V222H136ZM6 222V223H5ZM26 222H27V225H26ZM74 222H77V223H75V225H74ZM111 222V221H110ZM113 222H112V224H113ZM121 222V223H120ZM4 223V224H3ZM65 223H67V224H65ZM182 223V224H181ZM13 224V225H12ZM29 224V225H28ZM60 224V225H59ZM65 224V225H64ZM85 224V225H84ZM103 224V223H102ZM124 226H123V225ZM4 225V226H3ZM13 227H12V226ZM73 225V226H72ZM28 226H29V228H28ZM62 226H64V227H62ZM71 226V227H70ZM75 226H77L76 228H75ZM84 226H86V227H84ZM72 227H74V228H72ZM79 227V228H78ZM124 227H129V228H131V236H133V239H132V237H130V232H129V234H128V232H125L124 230L122 231V229L124 228ZM176 227V228H175ZM67 228V229H66ZM100 228V227H99ZM103 228H104V226H103ZM182 228H184V227H182ZM15 229V230H14ZM23 229V230H22ZM30 231H29V230ZM71 229H72V231H71ZM146 229H147V231H150V232H146ZM64 230V231H63ZM73 230H76V232L74 231L73 232ZM107 230H108V233H106L107 232ZM18 231V232H17ZM23 233H22V232ZM68 231V232H67ZM81 231H83V233L81 232ZM112 231H113V233H112ZM116 231V232H115ZM122 231V232H121ZM30 232V233H29ZM79 232H81V234L82 235H80V233ZM97 232H98V234H97ZM114 232L116 233V234H114ZM173 232V233H172ZM16 233L18 234V235H16ZM66 233V234H65ZM72 235H71V234ZM78 233V234H77ZM94 233V234H93ZM144 233V234H143ZM147 233V234H146ZM169 233V234H168ZM20 234V235H19ZM23 234L24 235H27L26 237L25 236H23ZM97 234V235H96ZM104 234V235H103ZM113 234V235H112ZM173 234V235H172ZM175 234V235H176ZM2 235H4L3 237H4V239H3V237H2ZM64 235V236H63ZM76 235H77V237H76ZM92 235H94V236H92ZM98 235H99V238H98ZM126 235V236H125ZM129 235V238L127 237ZM167 235H170V236H167ZM179 235H182L181 233H179V234H177V236H179ZM56 236V237H55ZM89 236H90V238H89ZM91 236L93 237V238H91ZM95 236H97V238L95 239L94 237ZM104 236V237H103ZM167 236V237H166ZM30 237V238H29ZM61 237H62V239H61ZM71 237V238H70ZM88 237V238H87ZM113 237H115V238H113ZM56 238H57V240H56ZM79 238V239H78ZM131 238V239H130ZM134 238H136V239H134ZM2 239V240H1ZM7 239H8V241L10 242V243H8L7 242ZM12 239V240H11ZM14 239V240H13ZM31 240V242L29 241V240ZM78 239V240H77ZM122 239V240H121ZM87 240V241H86ZM91 240H95L94 242L92 241V243H91ZM113 240V241H112ZM128 241V242H126V241ZM138 240V241H137ZM5 241V242H4ZM12 241V242H11ZM14 241V242H13ZM28 241H29V244L27 245V243H28ZM33 241H34V243H33ZM56 241V242H55ZM60 241V242H59ZM115 241V242H114ZM117 241H119V242H117ZM122 243H121V242ZM129 241H131V242H133L132 243V246H130L131 245V243H129ZM137 241V242H136ZM66 242V243H65ZM69 244H68V243ZM74 242V243H73ZM83 242V243H82ZM139 242V243H138ZM145 242V243H144ZM12 243H14V244H12ZM19 243V244H18ZM21 243V244H20ZM62 245H61V244ZM80 243V244H79ZM124 243L128 246V247H126V245H124ZM135 243V244H134ZM170 243V242H169ZM17 244V245H16ZM34 244V245H33ZM76 244V245H75ZM93 244V247H90V245H92ZM61 245V246H60ZM81 245H82V247H81ZM122 245V246H121ZM134 245H136L134 248H132ZM137 245H139V246H137ZM155 245V246H154ZM20 246V247H19ZM25 246V248H27ZM124 246V247H123ZM145 246V247H144ZM6 247V248H5ZM126 247V248H125ZM130 247V248H129ZM245 247V246H244ZM244 247H242L243 248V252H242V248H241V254H239L238 256L240 257V259H238V261H239V263L240 264H262V262L264 263V257H263V255L261 254L262 253V251H261V249H253V250H250L249 249V252L247 253L248 255H246V252L248 251V247L246 246V248H244ZM10 248V250H13V249H16V248ZM37 249V250H35V249ZM56 248H58V247H56ZM84 248V249H83ZM103 248V249H102ZM116 248V249H115ZM122 248H125L124 249V251L126 250L127 252H128V250H132V251H130L129 253H128V256H127V253L126 254H124L125 252H123L122 250ZM132 248V249H131ZM135 248H137V249H135ZM154 248V249H153ZM68 249V248H67ZM81 249H82V251H81ZM119 249V250H118ZM121 249V250H120ZM135 249V250H134ZM168 249H169V247H168ZM167 249V250H168ZM246 249V250H245ZM47 250V251H46ZM78 250V251H77ZM46 251V252H45ZM70 251H72V250H70ZM104 251V252H103ZM135 251H137V252H135ZM153 251V252H154ZM250 251H252V252H250ZM32 252V253H33ZM83 252V253H82ZM123 252V253H122ZM140 254H142V255H144V256H142L143 258H140L139 257V253ZM87 253V254H86ZM134 254L135 255V257H134V255H131V254ZM245 253V254H244ZM42 254V255H41ZM74 254V253H73ZM79 254V255H78ZM82 254V255H81ZM139 254V255H138ZM126 256L129 260H128V262L126 261V263H125V259H126V257H125V259H124V256ZM130 255V256H129ZM243 255V256H242ZM87 256V257H86ZM83 257H84V259H83ZM238 257V258H239ZM96 259V260H95ZM124 259V260H123ZM85 262H84V261ZM99 260H101V261H99ZM127 260V259H126ZM104 261V262H103ZM124 261V263H122V262ZM262 261V262H261ZM72 262V261H71ZM71 262H69V263H71ZM116 262V263H115ZM260 262V263H259ZM11 264H17V262H15V261H12V262H10ZM10 263H6V264H10ZM68 263V264H69ZM238 263V264H239ZM5 264V263H4ZM79 264V263H78Z\"/></svg>", "mask_w": 264, "mask_h": 264}]
</instances>
